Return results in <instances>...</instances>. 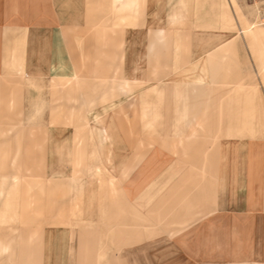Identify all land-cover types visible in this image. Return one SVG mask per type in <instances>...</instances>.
Here are the masks:
<instances>
[{
  "label": "crops",
  "instance_id": "crops-1",
  "mask_svg": "<svg viewBox=\"0 0 264 264\" xmlns=\"http://www.w3.org/2000/svg\"><path fill=\"white\" fill-rule=\"evenodd\" d=\"M104 1L0 0V115L9 127L0 131V173L7 160L16 173V160H22L20 135L14 134L19 127L6 118L8 111L33 113L24 116L37 123L29 126L33 130L44 126L46 113L72 112L76 126L67 142L73 178L66 185L54 181L60 191L49 201L55 207L66 204V225L59 221L62 225L52 228L39 252L38 233L31 234L27 240L36 242L19 264H35L37 256L40 264H264V68L257 70L258 83H246L237 43L244 40L253 60V55L264 54V41L252 35L233 37L240 26L227 5L204 0L200 16L209 15L212 26L214 20L218 26L223 7L226 33L214 47L226 43V48L210 59L227 63L183 72L188 83L174 84L162 124L169 134L162 137L156 127L161 125L163 88L151 86L140 97L134 88L145 85L135 71L147 59L155 65L149 66L148 79L160 80L186 62L183 52L195 48L194 40H180L176 54L172 46L178 39L168 40L170 29L143 23L146 4L154 0H107V9ZM232 3L237 18L244 16ZM95 21L109 26L92 29ZM127 28H146L147 34L145 50L138 52L131 70L133 79L124 76ZM128 50L134 54L136 49ZM156 66L162 68L156 72ZM226 75L229 81L221 79ZM228 83L236 85L237 93L230 107L223 104ZM120 96L125 102L108 103ZM68 99L71 110L65 109ZM140 110L142 120L149 115L143 125L152 129L149 137H139ZM88 119L90 128L81 129ZM220 137L228 140L219 143ZM253 159L255 169L241 166V160L247 165ZM37 167L36 162L33 172ZM12 180L9 186L1 180L0 223L16 226L21 214L14 173ZM39 182L34 180L26 191L34 187L43 198ZM41 201L36 195L33 202L22 200V206L33 204L34 217L45 221ZM10 242L0 240V256L14 250Z\"/></svg>",
  "mask_w": 264,
  "mask_h": 264
},
{
  "label": "rangeland",
  "instance_id": "rangeland-1",
  "mask_svg": "<svg viewBox=\"0 0 264 264\" xmlns=\"http://www.w3.org/2000/svg\"><path fill=\"white\" fill-rule=\"evenodd\" d=\"M237 5L240 7L243 15L245 18H247L250 23L261 25L264 27V0H235ZM105 6L107 9L108 1L105 0ZM222 4L227 5V9L229 13L232 14V16H235V22L238 26L241 27L240 22H242L244 25L249 26L250 23L244 18V16H236L235 9L233 7L232 0H220ZM224 2V3H223ZM147 9V18H141L142 22L146 25L150 24L152 28H158L160 26H164L166 29H170L172 31L171 34H167L168 40L170 42L174 39H178V44H175L172 46V50L176 52V54H179V47L180 45L179 41L183 40L185 38L186 40L193 41L194 40V46L195 48L185 49L183 52V58L186 60L185 63L178 65V69L171 70V73L169 75L163 76L160 78V80H149V66H155L152 63H147V59L140 62L138 71H135V76L139 81H142L145 85V87L134 88V91L136 94L140 95V97L146 96L147 92H143L144 90H151L153 87L163 88L162 91V101H163V107L161 108V125L156 127L158 131V135H168L169 130L167 128L163 129L162 124L164 121V106L168 103V100L174 96L173 90H174V84L178 83L179 85L183 86L186 85L188 82L185 80L186 78L183 77V72L187 73H193L195 70V67L199 65L200 67H210L214 66L218 68V65L226 64L227 60H221L218 58H212L210 59L211 55H222L226 48V43L223 45L218 46L219 43L215 46V40L219 39L218 37H223V34L226 33V23L222 19L221 14L223 11V7L221 6L219 8V16H218V26L215 24L212 26L211 24V17H203L200 16V13L202 12V8L205 7L204 0H154L151 1L148 4H146ZM217 10V9H216ZM159 12L156 18L155 12ZM205 15V13L203 14ZM148 22V23H147ZM243 25V26H244ZM92 29H98L101 26H109L108 24L105 25V23H101L100 21H95V23L92 25ZM214 28V29H213ZM98 31V30H97ZM146 28H127L125 29L124 38H125V49H136L134 51V54H130L131 51L128 50L126 52L125 50V63H124V76L125 78L133 79L131 77V70L134 69L136 65V59L138 57V52L143 53L145 50L146 45ZM186 33V36L184 33ZM217 33V35H211L212 33ZM121 37V35H120ZM238 48H239V56L242 60L244 65V72L247 74L246 76V83L254 85L255 83H258V72L260 70V67L264 68V54L261 56L259 54L253 55V60L250 54V51L248 50L245 42L243 39H238ZM99 43H95V45H99ZM102 46V45H101ZM104 48L105 44H104ZM120 48V47H119ZM211 48V51L207 53H202L205 50H209ZM216 50V51H215ZM120 51V50H119ZM211 53V54H210ZM168 54V53H166ZM166 57H169L166 55ZM202 54V55H201ZM164 56L163 54L160 56ZM130 57V60L128 59ZM262 58V59H261ZM174 59V57H173ZM175 61V59H174ZM173 61V62H174ZM190 61V62H189ZM183 62V61H182ZM176 63H179L178 58H176ZM171 63V67H172ZM162 66H156V69L154 71L158 72L159 69H161ZM174 68V67H173ZM176 68V67H175ZM199 68V67H198ZM176 70V71H175ZM64 70L62 73H65ZM245 74V75H246ZM250 75V76H249ZM60 77H66V76H60ZM135 77V78H136ZM134 78V79H135ZM230 75H226L224 78H221L224 81L230 80ZM250 78V79H249ZM73 79V75L70 76L69 80ZM65 85V84H64ZM152 88H149L151 87ZM226 89L224 91V95L226 99L223 100V104L228 105L229 107L232 105L233 102L235 103V96L236 94V85H233L232 88L230 86V83L225 85ZM259 94V86L257 87V93ZM148 95L152 99H157V95L155 94H149ZM258 96V95H257ZM224 97V96H223ZM123 101L125 102V97H119L115 99H111L108 103L112 102L113 100ZM68 106L65 109L71 110V107L73 109V104L70 103V99H68ZM119 102V103H120ZM116 103V102H115ZM118 103V104H119ZM66 104V105H67ZM64 108V107H62ZM112 110H115L112 106ZM67 109V110H68ZM111 110V111H112ZM5 112V111H4ZM20 113V114H19ZM16 108L13 112L8 111L7 117H10V121L12 124H18L17 127H19L18 131L16 130L14 134L16 133L19 136V142H20V157H22V160H16L18 164L19 170L16 171L11 165L10 160L5 161V165H3V173H0V184L2 183L1 180L5 179L6 186H9L10 184H14V181L12 180V175H16L18 178V188H19V198H18V211L21 214L20 219L17 221L16 226H9L8 224L5 225V223H0V240L4 243L10 242L11 249H14L12 252L8 251L7 254L0 256V264H19L20 260L23 259V257L27 253V248L29 247V244L32 245V243H35L36 241H29L27 238L33 234L38 233V236L36 235L37 239V245H38V252L41 249H44L46 247V238L50 236V233L52 231V228L55 229L58 225H66V204L61 207H55L53 205V202H51L50 205V197L51 200L58 196V192L60 190L59 187L56 186L54 181L56 180H63L64 182L62 184H67V181L72 180L73 174L71 173V164H70V153H68L69 147L67 146L70 144L71 139L69 136L73 135L74 131L76 130V126L73 124L71 119V113L69 112H57V118L56 120L51 123L52 118L57 113H46L42 115V118L44 119L43 125L40 126L39 129H30L29 126H34V121L26 120L24 116L28 115L30 116L33 113H22L19 112ZM61 114V115H59ZM69 114V115H68ZM141 110L139 111V121H140V132L139 137H149V135L152 134V129L149 130V128H143V125L150 121L149 115L145 120L141 118ZM90 115V114H89ZM93 116L95 115L92 114ZM89 117V116H88ZM9 119V118H8ZM47 120L49 122H47ZM8 120L2 119V116L0 115V131H4V129L9 128L7 126ZM89 119L86 123L83 124V126H80L83 130H88L90 128ZM6 125V126H5ZM41 125V124H39ZM52 127V128H51ZM79 127V128H80ZM29 128V129H28ZM263 132V130H262ZM22 134V135H21ZM243 134H239L237 138L242 140ZM13 138V134H12ZM228 140V138H222L220 137V142ZM156 144H159L158 142ZM40 145L42 146V151L40 150ZM262 145L264 146V141H262ZM128 149L129 146H128ZM10 156H16V150L11 151ZM29 155L31 157H36V161L30 160ZM28 156V157H27ZM238 156V155H237ZM27 157V158H26ZM141 161V160H140ZM247 161V160H246ZM38 164L37 172H33V167L35 168V164ZM239 160H236L234 164L236 165V168H238ZM256 159H253L250 164L247 163V165L243 164V161L241 160V166L246 168H252L255 169L256 166ZM33 166V167H32ZM131 167V165H130ZM17 168V167H16ZM32 172H30V171ZM111 171V170H110ZM261 171L264 174V161L261 166ZM31 173L35 174L34 176H31ZM32 174V175H33ZM114 175L113 171L109 173ZM5 175V176H1ZM2 177V178H1ZM4 177V178H3ZM114 177V176H113ZM116 179V178H115ZM237 179V177L235 178ZM34 180H40L39 184L42 185V190L44 193L43 198L42 192L38 194L39 191L36 190V188L30 189L29 192L26 191V186L32 185ZM109 180V178H107ZM240 180V178H238ZM262 183L264 184V176L261 179ZM243 183V182H242ZM241 183V184H242ZM252 184V183H250ZM39 186V185H38ZM40 187V186H39ZM47 194L49 197H47ZM38 196L39 199H42V204L44 205V214L42 215L43 220L40 218L34 217L33 213V204H29V206L24 208L22 206V200L32 201L34 200V196ZM49 202V203H47ZM25 206V205H24ZM50 207V208H49ZM55 207V208H53ZM56 212V213H55ZM54 213V214H53ZM72 216V215H71ZM33 219H31V218ZM73 217V216H72ZM40 219V220H39ZM61 222L62 224H59L58 222ZM42 225V227H41ZM40 227V228H39ZM35 240V238H34ZM34 245V244H33ZM39 254V253H38ZM3 261V262H2ZM22 261V260H21ZM35 264H40V258L37 256V259L35 261ZM45 262V261H43Z\"/></svg>",
  "mask_w": 264,
  "mask_h": 264
},
{
  "label": "bare ground",
  "instance_id": "bare-ground-1",
  "mask_svg": "<svg viewBox=\"0 0 264 264\" xmlns=\"http://www.w3.org/2000/svg\"><path fill=\"white\" fill-rule=\"evenodd\" d=\"M247 35H252L255 37L257 36L260 40L264 41V27H262L261 25L250 23L249 26L245 25L244 27H240L232 34L233 37L243 36L244 38H246ZM262 74L264 76V70L262 71Z\"/></svg>",
  "mask_w": 264,
  "mask_h": 264
}]
</instances>
